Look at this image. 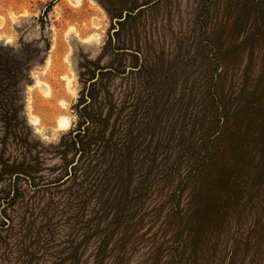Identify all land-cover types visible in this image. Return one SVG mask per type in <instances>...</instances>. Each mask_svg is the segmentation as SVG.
I'll return each instance as SVG.
<instances>
[{"label":"rangeland","instance_id":"1","mask_svg":"<svg viewBox=\"0 0 264 264\" xmlns=\"http://www.w3.org/2000/svg\"><path fill=\"white\" fill-rule=\"evenodd\" d=\"M0 45L31 63L0 264H264V0H0ZM96 67L113 144L78 189L58 144Z\"/></svg>","mask_w":264,"mask_h":264},{"label":"trees","instance_id":"2","mask_svg":"<svg viewBox=\"0 0 264 264\" xmlns=\"http://www.w3.org/2000/svg\"><path fill=\"white\" fill-rule=\"evenodd\" d=\"M29 60L30 58L20 54L19 51L0 45V121L5 130L4 141L10 136L22 138L20 129L25 125V117L21 114V105L18 104L17 92L18 86L30 76L31 63ZM98 70L99 67H96L95 74L92 75L91 82L87 87L90 89V99L83 96L86 104L83 107V111L78 110L79 115L83 117V124L76 133L70 131L67 134H63L58 144V147L61 148L58 153L65 158L73 150L69 164L77 162L71 166L72 170L69 166H66L63 175L55 180L61 181L70 175L69 179H73V183L78 189L83 186V182L89 181V184H91V181L95 182L96 178L94 179V177L100 169L97 165L98 163L103 165L105 158H109V146L110 143L113 144L114 132L107 134L111 115L105 114L104 108L97 106L98 108L94 109L95 106L90 107V105H95L99 98V83L103 86L104 76L101 75H104V73ZM94 78L97 79L93 80ZM20 140L23 141V139ZM221 146V143L214 145L213 154ZM113 154L121 153L119 150L118 153ZM210 157V159L213 158L211 154ZM80 162L81 164H79ZM0 163L2 172L5 168L4 161L0 159ZM25 163L24 161L17 164L13 163L7 167H9V170L24 173L34 179L35 176L31 173L35 174L41 170V167L37 164ZM81 177L84 179L80 180ZM91 186H93V183Z\"/></svg>","mask_w":264,"mask_h":264},{"label":"bare ground","instance_id":"3","mask_svg":"<svg viewBox=\"0 0 264 264\" xmlns=\"http://www.w3.org/2000/svg\"><path fill=\"white\" fill-rule=\"evenodd\" d=\"M60 123H61V125L65 126V125H67L68 121L66 119H61Z\"/></svg>","mask_w":264,"mask_h":264}]
</instances>
